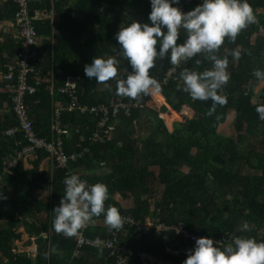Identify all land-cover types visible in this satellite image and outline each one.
I'll list each match as a JSON object with an SVG mask.
<instances>
[{"label": "trees", "instance_id": "16d2710c", "mask_svg": "<svg viewBox=\"0 0 264 264\" xmlns=\"http://www.w3.org/2000/svg\"><path fill=\"white\" fill-rule=\"evenodd\" d=\"M248 2L251 7L261 9L263 14L260 20L263 23L264 0ZM40 3L31 0L33 17L36 9L42 5L59 21L36 18L33 21L39 37V53L38 59L32 61L31 67L35 71L30 74L29 82L34 85L39 81L40 84L35 94L26 96L25 103L36 137L52 141L58 136L53 128L54 110L67 104L68 100L66 95L59 92L61 88L68 86L75 89L79 102L89 107L102 103L109 105L114 100L117 81L125 78L131 69L119 51V44L115 40L119 29L113 28V23L128 22L134 12L143 14V23H150L148 17L151 8L150 0H74V3L70 0H42ZM199 3L178 7L187 12ZM7 8L9 18L14 19L15 7L8 2ZM1 15L0 23L4 18ZM93 15L101 29L92 33L88 16ZM255 26L253 23L247 25L235 40L226 37L215 52L218 57H227L229 61V80L218 90L219 95L226 97V103L213 106L211 100H193L182 90L180 73L185 68L203 71L211 67L208 54H197L181 66L178 80H172L161 88L160 92L165 98L154 94L155 104L161 105L162 110L165 108L164 113H167L165 99L175 115L184 107L193 112L192 118L176 123L172 132L165 121L158 118V112L162 110L148 108L145 111L135 110L130 117L121 115L111 120L109 135L92 144L90 138L97 131L98 117L78 116L65 110L62 111L60 123L66 152L81 151L76 148L81 144L90 147V153L68 165L67 169L56 168L52 171L49 155L38 151L37 159H29L32 163L30 170L24 169L22 160L16 168L6 173H3V161L7 155L14 153L15 141L21 140L23 145L27 144L21 132L14 136L5 134L19 124L5 75L13 67L15 78L19 79L18 61L23 41L18 28L19 32L11 34L9 41H6L4 29L0 27V70L3 74L0 88H5L1 100L3 109H7L0 113V196L4 197L0 199V264H110L113 261L107 251L99 253L92 248H84L81 256H74V238H65L66 235L53 228L52 211L64 197V179L71 170L74 174L77 170H86L88 174L84 178L89 184H106L108 198L105 208L115 206L121 215H131L135 220L150 221L155 225H181L193 236L205 234L215 239L225 238L227 242L233 237H242L264 242V120L259 118L256 111L257 107L264 106V89L257 95L253 92L261 80L253 73L257 69L264 70V43L261 36L254 37ZM180 36L184 38L183 30ZM78 38H83L85 46L95 43V47L74 49L73 42ZM233 50L241 52L238 60L232 58ZM77 53L83 54L81 58L87 64L96 56L116 57L120 61L117 76L105 82L88 78L84 70L83 76H78L81 71L72 67ZM165 58L166 64L155 76L150 71L155 78L168 69V56ZM196 60L201 63L197 65ZM78 77L88 81L83 83L77 79L76 85H70V80ZM245 82H249V85ZM108 83L115 87V93L108 88ZM231 111L235 112L236 117L229 128L230 132L221 134L218 127L226 121ZM157 118V127L147 124L149 119L156 121ZM47 185H51V201L41 200L36 194ZM101 220H104L103 213L92 218L90 222L93 226L87 223L90 226L86 236L111 237L118 231L129 230L130 236L137 239L118 238L120 242L134 251L158 254L176 264H183L188 251L194 249L191 240L173 230L152 229L138 233L124 225L120 229L102 230L95 226ZM21 224L23 230H20ZM25 229L28 231L25 232ZM61 237H64L61 245L67 253V261L63 257L55 258L50 253ZM171 238L180 243L182 252L176 253L165 245ZM32 240L34 244L27 246ZM158 240L163 241L157 244ZM20 246L34 247L35 256L17 252ZM130 264L142 263L135 258Z\"/></svg>", "mask_w": 264, "mask_h": 264}, {"label": "clouds", "instance_id": "9594fccd", "mask_svg": "<svg viewBox=\"0 0 264 264\" xmlns=\"http://www.w3.org/2000/svg\"><path fill=\"white\" fill-rule=\"evenodd\" d=\"M178 4L179 0H150V23L131 20L116 32L119 51L131 69L125 78L117 81V95L135 98L139 94L160 93V83L150 74L157 58L168 56L171 65H177L197 54H208L210 68L203 71L185 68L180 73L182 90L193 100H211L213 106L224 104L226 97L219 95L218 90L229 80V61L227 57H218L215 52L226 37L235 40L242 29L255 21L253 9L248 0H201L187 12L177 7ZM181 30L185 33L183 39ZM231 55L238 60L241 52L233 50ZM119 63L114 56H96L84 66V73L97 82H105L117 76ZM200 63L196 60L197 65ZM253 75L264 79V70L257 69ZM256 111L264 120V106L257 107ZM64 185V197L52 211L56 232L75 236L93 217L102 213L104 222L111 229L122 227L123 217L119 209L115 206L105 208L108 198L106 184H89L79 175L71 174L65 177ZM183 264H264V242L233 237L231 243L221 247L219 241L210 237L197 238Z\"/></svg>", "mask_w": 264, "mask_h": 264}, {"label": "built area", "instance_id": "2783aa9c", "mask_svg": "<svg viewBox=\"0 0 264 264\" xmlns=\"http://www.w3.org/2000/svg\"><path fill=\"white\" fill-rule=\"evenodd\" d=\"M15 7L14 24L20 31V36L23 41V48L19 54L18 66L19 79L15 78V69L9 68V72L5 75L7 89L12 91V103L14 104V113L18 120V126L8 129L5 134L7 136H14L18 132L23 133V138L26 141V145H23L21 140L15 141L14 153L7 155L3 161V173L9 172L19 165V162L25 158L37 159L38 151H43L49 155L52 164L56 168L67 169L68 165L77 162L79 159L86 157L90 153V148L87 146L76 145V148H80L81 151H73L67 153L64 148V141L62 135L64 133L61 127V115L62 111H68L71 114L78 116L92 115L98 117L97 131L91 136L90 142L97 143L100 138L106 137L110 132V123L113 119H118L119 116L130 117L135 110L145 111L148 108H153L154 94H139L137 97H127L123 95H114V100L108 104H99L97 106L83 105L78 100V94L72 87H63L59 90L61 94L68 97L67 104L58 106L54 110L53 128L58 136L52 141L45 138L36 137L35 129L32 122L29 119L28 107L25 103L27 95H33L36 93L40 84L36 81L34 85L29 82V76L34 73V69L31 67L32 61L38 59L37 44L39 37L34 27L33 21L35 17L31 14V0H7ZM201 0H179L178 6H191L195 3H199ZM255 16V15H254ZM254 24L256 25L259 34L262 36L264 43V24L255 16ZM190 60V59H189ZM185 62H181L177 65H171L168 58V69L161 76H157L156 79L161 85V88L168 85L172 80H178L177 74L181 66ZM161 96H163L160 93ZM164 97V96H163ZM104 165V163H102ZM74 174L73 171H68V175ZM1 178V174H0ZM83 179V178H81ZM123 217V225L133 228L136 232H148L152 229L171 231L176 234L182 235L183 238L191 240L195 246L197 238L210 237L208 235L193 236L181 225L166 226L164 223L152 224L151 222H141L135 220L131 215H121ZM88 224L81 228L77 235L67 236L74 238L76 243L74 256L79 257L82 255L84 248H92L100 253L108 252L109 257L113 259L110 264H130L131 261L137 258L142 264H176L172 261L166 260L160 257L158 254L149 253L148 251L138 250L134 251L131 247L120 242L118 237L114 234L111 237H88L86 231ZM219 241L220 246L231 243V241H225V238L215 239Z\"/></svg>", "mask_w": 264, "mask_h": 264}, {"label": "crops", "instance_id": "0c3cea01", "mask_svg": "<svg viewBox=\"0 0 264 264\" xmlns=\"http://www.w3.org/2000/svg\"><path fill=\"white\" fill-rule=\"evenodd\" d=\"M39 1V3H40V1H42V0H38ZM53 2H55V1H58V0H52ZM71 2H73L74 3V0H70ZM41 4V3H40ZM6 6V7H5ZM7 6H8V1L7 0H3L2 1V4H1V6H0V13L2 14L1 15V17L2 16H4V18H2V23H0V27H2L3 29H4V32H5V34H4V39L6 40V41H9V39H10V37L9 36H11V34L12 35H14V34H16L17 32H19V31H17L18 29H17V27L15 26V24H14V19H10L9 18V8H7ZM252 9H253V13H254V15L255 16H257L258 18H260V15L261 14H263L262 13V11H261V9H255V8H253L252 7ZM101 11L102 12H104V10L103 9H101ZM262 16V15H261ZM35 18L37 19V20H44V19H51L52 21L54 20L55 22H58L59 21V18H54L53 17V13H51V11H49V10H47V9H45V7H42V5H41V8H39V9H36V11H35ZM261 19V18H260ZM88 20L91 22V25H92V29H93V31H92V33L93 32H96V31H100V29H101V27H100V24L97 22V20H95V16L93 15V16H88ZM131 20H136V21H138V22H140V23H143V21H144V19H143V14H138L137 12H134V13H132L131 14V19L127 22V21H124V22H118V23H113V28H115V29H119L120 27H123V26H125V25H127L128 23H130L131 22ZM264 23V22H263ZM253 24H254V22H253ZM254 28V37L256 38H258V36L260 37L261 35L259 34V32H258V29L256 30L255 28H256V26L255 27H253ZM17 31V32H16ZM20 33V32H19ZM261 38H262V36H261ZM263 40V39H262ZM74 44H73V47H74V49H79V50H87L88 48H93V46H94V44L95 43H90L89 45H87V46H85V44H84V41H83V38H78V39H76L74 42H73ZM95 47V46H94ZM97 47H99V46H97ZM81 56H83V54H76L75 55V59H76V61H74V63H73V65H72V67L73 66H75L76 67V70L77 71H81V72H79L78 73V76H83L82 75V72H83V70H84V66L87 64V63H85L83 60H82V58H81ZM166 64V58L165 57H163V58H157V60H156V62H155V65H154V67H153V69H151L150 71L152 72V74H154V76L157 74V72L158 71H160V69H162V66L163 65H165ZM74 68V67H73ZM3 79V74H2V71L0 70V82H1V80ZM77 79H79V80H81L83 83H85V82H87L88 80H85L86 78H82V77H78V78H76V79H71L70 81H71V84L70 85H76L77 84ZM261 80H263L264 81V79H261ZM262 82V81H261ZM260 82V83H261ZM109 84L110 83H108V88H110V89H112V91H113V93H115V87L113 86H109ZM245 84L246 85H249V82H245ZM258 86L260 85L259 83L257 84ZM255 87H257V86H255ZM79 88V87H78ZM255 89V88H254ZM4 92H5V88H0V113L2 114V113H4L5 111H7V109L6 110H4L3 109V102H2V100H1V97L2 96H4L5 94H4ZM2 93V94H1ZM255 95H257V94H255ZM155 102H153L152 104H154ZM3 106V107H2ZM62 106V105H61ZM154 108H155V106H154ZM153 108V109H154ZM231 113H234V111L232 112H230V114ZM229 114V115H230ZM228 115V116H229ZM236 115V114H235ZM235 117L236 116H234V119H233V121L235 120ZM232 121V122H233ZM157 127V126H156ZM226 129H228V126H226ZM218 132L219 133H221V134H224V133H222V132H220L219 131V129H218ZM99 140H101V139H99ZM92 144H94V143H92ZM73 145V147H74V144H72ZM4 146H6V144H4ZM90 148V147H89ZM262 151H264V149L262 150ZM29 159H32V158H25L24 160H23V167H24V169H26V170H30L31 168H32V163H31V161L29 160ZM50 170H54V169H56V167L52 164V162H51V165H50ZM100 170H98L97 172H99ZM76 173L79 175V176H82L81 178H83V179H85L86 177V174H88L87 172H86V170H83V171H81V170H77L76 171ZM75 173V174H76ZM85 177V178H84ZM37 195H38V198L39 199H41V200H44V201H51V185H47V186H45V187H43V188H40L38 191H37V193H36ZM150 222V221H149ZM90 224L93 226V224L90 222ZM90 224H88V228H89V226H90ZM21 226H22V224H21ZM95 226L98 228V229H102V230H108L109 228H110V226L109 225H107L105 222H104V220H101V221H98V222H96L95 223ZM24 229V226H22L21 228H20V230H23ZM26 231H28V229H25V232ZM47 235V234H46ZM115 235L120 239H122V240H130V239H132V240H135V239H137L135 236H130V235H132V234H130V231L128 230V231H118L117 233H115ZM120 236V237H119ZM64 237H61L60 238V240H57V242H56V244L52 247V249H51V251H50V253L51 254H53L54 255V257L55 258H61V257H63L64 258V260L65 261H67V253H66V251L63 249V247H62V243H61V240L63 239ZM65 238H68V237H65ZM93 238H95V237H93ZM28 239H29V237H28ZM58 239V238H57ZM166 240V239H165ZM174 240H176V239H172L171 238V240H168V241H166V243H165V245L170 249V250H173V251H175L176 253H180V249H179V242L177 241H174ZM160 241H163V240H158V242H157V244L160 242ZM34 244V240H32V243H29V244H27V246H30V245H33ZM23 247H25V248H22V249H24L25 251H22V249L21 248H19L18 249V251L17 252H27V255L28 256H31V257H34L35 256V251H33V249H35L33 246V248L31 249L30 247H26V246H23ZM31 252H33V253H31ZM182 252V251H181ZM100 253V252H99ZM60 264H66V263H60Z\"/></svg>", "mask_w": 264, "mask_h": 264}, {"label": "rangeland", "instance_id": "374dc122", "mask_svg": "<svg viewBox=\"0 0 264 264\" xmlns=\"http://www.w3.org/2000/svg\"><path fill=\"white\" fill-rule=\"evenodd\" d=\"M258 83L260 84L259 86L257 85ZM258 83L256 84L257 87H255V89L253 90L254 94H258L259 92H261L264 89V81L260 80ZM164 104L167 107V113L163 112V110L165 108H163V110H162V106L161 105L155 104V105H153V108L155 106L154 110H156V111L162 110L161 112H158V118H162L165 121L166 126H167V128L169 129L170 132H172L174 130V126H175L176 123H179V122L183 123V122H185L186 118L189 119V118L193 117V112L188 107H184L181 112H179V113L176 112L177 115H175V114L172 113L174 111L173 108L167 104L166 99H165ZM234 116H235V112L231 113L226 118V121L220 123V125L218 127L220 132H222L224 134H228L230 132L229 128H230V126L232 124ZM158 118H157L156 121H154L153 119H149L147 124L149 126H153V127L158 126L159 125ZM226 126H228V129H226ZM125 132H126V130H125ZM27 238L28 237H26V239ZM20 248L22 249V246H20ZM18 249H19V247L17 248V251H18ZM22 251H25V250L22 249Z\"/></svg>", "mask_w": 264, "mask_h": 264}]
</instances>
